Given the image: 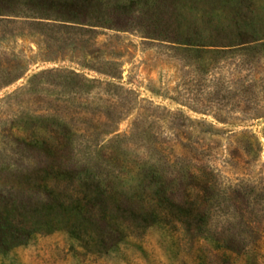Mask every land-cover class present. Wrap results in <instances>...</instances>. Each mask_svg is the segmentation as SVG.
<instances>
[{
    "label": "rangeland",
    "instance_id": "1",
    "mask_svg": "<svg viewBox=\"0 0 264 264\" xmlns=\"http://www.w3.org/2000/svg\"><path fill=\"white\" fill-rule=\"evenodd\" d=\"M0 264H264V0H0Z\"/></svg>",
    "mask_w": 264,
    "mask_h": 264
}]
</instances>
